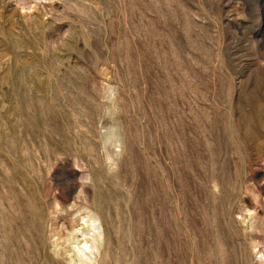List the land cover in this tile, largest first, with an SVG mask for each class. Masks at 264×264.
I'll use <instances>...</instances> for the list:
<instances>
[{
    "label": "rangeland",
    "instance_id": "obj_1",
    "mask_svg": "<svg viewBox=\"0 0 264 264\" xmlns=\"http://www.w3.org/2000/svg\"><path fill=\"white\" fill-rule=\"evenodd\" d=\"M69 205L101 264H264V0H0V264Z\"/></svg>",
    "mask_w": 264,
    "mask_h": 264
},
{
    "label": "bare ground",
    "instance_id": "obj_2",
    "mask_svg": "<svg viewBox=\"0 0 264 264\" xmlns=\"http://www.w3.org/2000/svg\"><path fill=\"white\" fill-rule=\"evenodd\" d=\"M110 136L112 135L106 133L102 143L110 142ZM89 181L91 180L89 179ZM83 190V185H80L78 193H82ZM96 195L98 199L100 198L103 201L102 192H98ZM68 215L70 216L68 218V227L60 225L57 231H55L54 235L56 237L51 241L53 254L59 257L65 264H101L106 243L105 233L97 211H92L83 205L79 208H72ZM246 222L248 230L252 231L255 229V218L252 214L247 216ZM252 244L255 245L254 243Z\"/></svg>",
    "mask_w": 264,
    "mask_h": 264
}]
</instances>
